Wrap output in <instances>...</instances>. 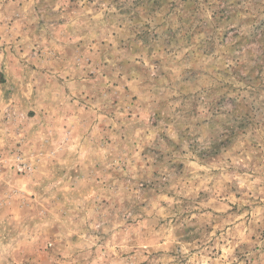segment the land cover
Instances as JSON below:
<instances>
[{
  "label": "rangeland",
  "instance_id": "rangeland-1",
  "mask_svg": "<svg viewBox=\"0 0 264 264\" xmlns=\"http://www.w3.org/2000/svg\"><path fill=\"white\" fill-rule=\"evenodd\" d=\"M0 264H264V0H0Z\"/></svg>",
  "mask_w": 264,
  "mask_h": 264
}]
</instances>
